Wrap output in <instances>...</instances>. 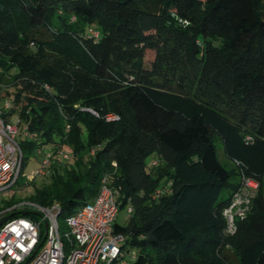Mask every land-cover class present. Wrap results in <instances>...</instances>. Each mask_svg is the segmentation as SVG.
<instances>
[{
	"label": "trees",
	"instance_id": "trees-1",
	"mask_svg": "<svg viewBox=\"0 0 264 264\" xmlns=\"http://www.w3.org/2000/svg\"><path fill=\"white\" fill-rule=\"evenodd\" d=\"M48 52H60L61 64ZM0 57L14 81L7 92L0 75L9 103L1 117L34 135L18 134L22 164L44 146L70 155L72 163L55 157L38 187L16 181L33 187L22 199L58 205L61 237L106 178L118 209H131L124 226L113 225L122 251H135L130 264H247L248 254L264 264V0H0ZM186 102L241 136L247 151L231 150V166L222 165L217 126L184 113ZM152 154L158 164L147 168ZM241 176L257 187L225 234L222 211Z\"/></svg>",
	"mask_w": 264,
	"mask_h": 264
},
{
	"label": "built area",
	"instance_id": "built-area-1",
	"mask_svg": "<svg viewBox=\"0 0 264 264\" xmlns=\"http://www.w3.org/2000/svg\"><path fill=\"white\" fill-rule=\"evenodd\" d=\"M91 34L96 37V33ZM8 107L9 103H5L3 109ZM2 112L4 111H0V205L2 201L14 196L12 187L21 171V150L17 136L20 133L29 139L34 137L26 132L24 126L20 129L16 118L5 122L1 117ZM88 112L96 116L92 111ZM103 118L107 122L117 120L113 115H105ZM246 140L250 138L246 137ZM55 157L61 162L70 159L67 152L59 151L53 156L46 150L35 175L48 176ZM157 164V161H153L151 167H156ZM111 165L115 166L114 163ZM106 184V178L102 179L93 199L65 219L63 237L56 223L57 204L41 207L22 199L10 207L2 208L0 219L9 218L0 225V264H124L125 253L121 248L125 237L113 231L115 216L119 210L115 200L117 193ZM256 187L255 181L241 177L240 187L222 211L225 234H232L235 220L243 218L247 213L253 195L251 191ZM14 209L25 214L32 212L37 220L24 215L10 218L8 213ZM125 212L129 215L131 209L126 206ZM44 225L46 231L43 237Z\"/></svg>",
	"mask_w": 264,
	"mask_h": 264
},
{
	"label": "rangeland",
	"instance_id": "rangeland-1",
	"mask_svg": "<svg viewBox=\"0 0 264 264\" xmlns=\"http://www.w3.org/2000/svg\"><path fill=\"white\" fill-rule=\"evenodd\" d=\"M29 49H32L33 46L30 44L28 46ZM60 55H62L60 52L57 53H52V52H48L46 53V57L48 58H54V60L56 59V57H58L59 59L55 60V62L57 64H61V60H63L62 57H60ZM70 58H66V62L70 63ZM151 59V53H147L146 55V60L145 62H148ZM11 65L10 59L9 58H4V57H0V75H1V87L3 88V90L7 91V92H12L14 90V86H13V78L7 76V74L5 73V69ZM177 102V101H176ZM174 102V103H176ZM8 103V100L6 97L0 99V111H6L3 109L4 104ZM178 105H182L179 104ZM181 110L184 113H200L203 117L207 118L213 125L217 126L218 130H219V136L217 137V140L215 142V148H216V152H217V157L220 161V163L226 167L231 166V162L229 160V156L231 153V150L234 151L236 150L237 152L241 149L244 148L241 142L242 137L238 136L236 134H232L229 133L227 131V129L225 128V126L221 125L211 114H209V111H207V109L201 107V106H197V104H193V103H184V105H182V107H180ZM21 129V126H19ZM20 140L19 135L17 136V141ZM249 140H246V137L243 138V142L244 144H247ZM48 149V147L44 146L42 148L41 152H35V153H31L29 155H27L25 162L22 164L21 166V171H20V176L17 178L18 179V183H33L35 187H38L40 184L42 183H46L47 180L44 177H38L36 174L37 169L40 166V161L43 157V153L46 152V150ZM243 150L247 151V148H244ZM242 151L241 153L245 152ZM156 156L154 154L149 155L146 159H145V165L147 168H151V164L153 161H156ZM67 163H72L67 161ZM235 164H237V162H234ZM63 164V163H62ZM239 164V163H238ZM244 164V165H243ZM243 164H239L241 167H244L245 165H247L245 162H243ZM258 166L260 165L261 170H263L264 168V160L262 161L259 160L257 162ZM188 172H190V174L193 176V178L196 179H202V174L201 172H199L198 170H189ZM244 177V176H241ZM246 178V177H244ZM204 179V178H203ZM253 180L252 178H248ZM235 180V179H234ZM17 181V180H16ZM254 181V180H253ZM233 182V180H232ZM262 195L264 198V176L262 178ZM12 190L14 191V196L15 198H24L26 196H28L29 194H31L33 187L32 185H29L28 187H26L25 189H17V185L15 183V185L12 187ZM255 190H252L251 193L254 194ZM253 197V195H252ZM126 206H124L123 208L119 209L116 216H115V224L118 226H124L127 220V214L125 212ZM213 231V230H211ZM135 251L133 250H129V252L127 254H125L124 256V264H130L131 262H133L132 256H134ZM246 261L247 264H251L252 262V254H248L246 255ZM120 264V263H118Z\"/></svg>",
	"mask_w": 264,
	"mask_h": 264
},
{
	"label": "water",
	"instance_id": "water-1",
	"mask_svg": "<svg viewBox=\"0 0 264 264\" xmlns=\"http://www.w3.org/2000/svg\"><path fill=\"white\" fill-rule=\"evenodd\" d=\"M21 215H25V212H21L20 213ZM9 217H5V218H2V219H0V225L6 220V219H8ZM45 231H46V227H45V225H44V235H43V237L45 236Z\"/></svg>",
	"mask_w": 264,
	"mask_h": 264
}]
</instances>
